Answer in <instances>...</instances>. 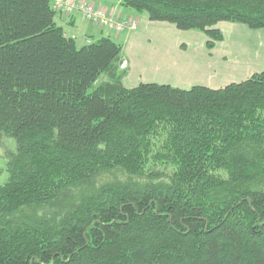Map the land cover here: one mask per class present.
Returning <instances> with one entry per match:
<instances>
[{
  "label": "trees",
  "instance_id": "1",
  "mask_svg": "<svg viewBox=\"0 0 264 264\" xmlns=\"http://www.w3.org/2000/svg\"><path fill=\"white\" fill-rule=\"evenodd\" d=\"M54 0H0V264H264V71L127 89L123 47L80 45ZM212 51L264 0H119ZM101 78H105L99 85Z\"/></svg>",
  "mask_w": 264,
  "mask_h": 264
},
{
  "label": "crops",
  "instance_id": "2",
  "mask_svg": "<svg viewBox=\"0 0 264 264\" xmlns=\"http://www.w3.org/2000/svg\"><path fill=\"white\" fill-rule=\"evenodd\" d=\"M75 1L103 8L118 20H135L138 22L139 28L135 32L114 34L110 30L99 28H95L93 32L84 22L83 14L81 13L75 12L67 15L58 12L56 16L57 25L64 29L67 36L76 37L80 45H85L87 41L94 42L102 38H111L121 44L123 47V60L129 61L128 78L132 77L133 81H135V85H131L132 88L137 87L139 84H158L182 90H190L196 86L218 90L229 85L222 86L216 81H203L197 80L195 77L191 78L190 73L197 67L193 57H190L192 52L189 48L194 43L206 47L207 38L205 36L190 31L192 33L190 34L191 36H184L185 42H181L179 40V31L175 26L166 23H152L149 21L147 14L125 9L121 6L120 1H118L117 5H106L102 0L100 2L90 0ZM94 36H98V39H94ZM186 41L190 45L186 44ZM205 52L200 50L199 54H205ZM183 54H186L187 58ZM197 70L199 69L197 68ZM140 72L144 78H141ZM136 74L140 76L138 80L135 76ZM172 74L175 76L173 79H171Z\"/></svg>",
  "mask_w": 264,
  "mask_h": 264
},
{
  "label": "rangeland",
  "instance_id": "3",
  "mask_svg": "<svg viewBox=\"0 0 264 264\" xmlns=\"http://www.w3.org/2000/svg\"><path fill=\"white\" fill-rule=\"evenodd\" d=\"M90 1L100 2L101 0H90ZM118 1L119 0H102V2L106 3V5H115V4L117 5ZM71 2L77 3L75 0H72ZM95 8L97 9V7ZM99 9L102 12V16L106 18L105 22L107 21H111L113 23L115 22L118 23V21L124 22L122 20L116 19L112 14H109L103 8L102 9L99 8ZM75 12L81 13L78 11H74L73 13ZM71 14H67V15H71ZM83 18L86 25H88L93 32L95 28L104 29L107 31L110 30L109 28H107L105 23L99 24L95 21L87 19L84 15ZM128 22H129L128 28L126 29L127 32L129 33L135 32L139 28L137 21L131 20ZM216 29H218L224 34V41L217 43L212 51L208 50L207 43L209 40L207 36L202 32L194 31L196 32V34L205 36L207 38L206 47L204 45L200 46L198 43H194L190 45L186 41V44L190 45L189 49L192 52V54H190V57L191 56L193 57V59L196 62L195 66L199 69L197 71H196L197 68H194L195 70H192V72L190 73L191 78L195 77L197 80L200 79L203 81L212 80L224 86L227 84L231 85L234 83H241L251 78L253 75L264 71V30H252L245 25L232 24V23H221L216 27ZM110 31L113 32L114 34H117L115 31H113V29H111ZM190 34L192 33L179 31V40L181 42L182 41L185 42L184 40L185 37L191 36ZM192 36H197V35H192ZM94 39H98V36H94ZM88 43L91 42L87 41L86 44ZM200 50L206 51L205 54H199ZM183 56L187 58L186 54H183ZM119 68L120 71L126 72V75L123 79L124 86L127 89H131L132 88L131 85H135V81H133L132 77L128 78L129 74L127 69H130L129 61H127L126 68L122 69L121 65ZM139 74H141V78H144L141 72ZM139 74L135 75L137 80L140 78ZM173 78H175V76L172 74L171 79ZM103 80H105V78H101V80L98 82L97 85H99ZM16 149H17V145L14 139L5 137L0 141V185L6 184L9 180V172H8V162L10 159L9 157L11 154L16 152Z\"/></svg>",
  "mask_w": 264,
  "mask_h": 264
},
{
  "label": "built area",
  "instance_id": "4",
  "mask_svg": "<svg viewBox=\"0 0 264 264\" xmlns=\"http://www.w3.org/2000/svg\"><path fill=\"white\" fill-rule=\"evenodd\" d=\"M72 0H55V8L59 11V12H65L67 14H71L74 11H78L83 13V15L92 21H95L99 24H103L105 23L107 28H109L110 30L113 29V31H115L117 34H122L127 32V28H128V21H124V22H111V21H106V18H104L102 16V12L99 8H95L92 5H88V4H83V3H72ZM127 67V61H123L121 63V68L124 69Z\"/></svg>",
  "mask_w": 264,
  "mask_h": 264
},
{
  "label": "bare ground",
  "instance_id": "5",
  "mask_svg": "<svg viewBox=\"0 0 264 264\" xmlns=\"http://www.w3.org/2000/svg\"><path fill=\"white\" fill-rule=\"evenodd\" d=\"M53 3H54V7H55V0L53 1ZM78 40V39H77Z\"/></svg>",
  "mask_w": 264,
  "mask_h": 264
}]
</instances>
